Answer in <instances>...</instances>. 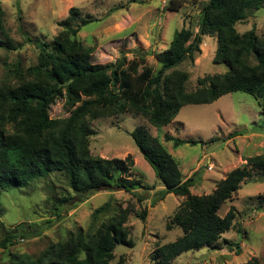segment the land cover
Segmentation results:
<instances>
[{
  "label": "trees",
  "instance_id": "obj_1",
  "mask_svg": "<svg viewBox=\"0 0 264 264\" xmlns=\"http://www.w3.org/2000/svg\"><path fill=\"white\" fill-rule=\"evenodd\" d=\"M184 1L167 0L165 9L177 10ZM260 8H264V0H208L200 11L196 32L184 27L176 30L169 46L158 55L160 66L154 73L144 65L146 53L140 49L135 53L141 70L124 68L125 55L106 64L92 63L93 47L83 43L77 33L94 19H80L77 7H70L67 17L58 22L60 30L51 46L26 37L39 50L37 63L27 68L31 80L0 88V190L22 188L39 177L61 172L73 194L62 197L59 203L74 206L101 190L132 192L142 201L144 198L135 191L142 187L141 182L126 177L133 166L130 155L101 158L91 154L89 138L94 130L90 122L130 112L144 116L154 127H162L186 104L212 103L235 91L252 95L264 106V35L258 37L253 29L239 34L235 29L237 22ZM1 17L0 9V31L6 36ZM204 35L216 37L213 63L223 64L227 70L200 78L198 88L188 91V73L177 67L184 61L192 62L200 53ZM60 98H64L70 113L53 119L49 110ZM129 135L163 186L160 199L169 193L185 197L166 224L168 230L172 225L179 227L181 235L154 252L155 264H172L183 252L216 246L235 219L233 206L223 216L218 214L220 207L251 175L250 169L262 170L264 177V155L250 156L245 158V165L229 171L211 193L190 194L194 176L183 179L176 160L146 127L139 125ZM164 139L175 147L203 143L170 134ZM109 209V203L96 208L93 221ZM131 211L129 206L120 207L97 227L93 222L90 231L77 229L66 241L52 244L38 257L12 255L4 264H123L122 257L113 262L114 248L118 244L134 245L126 225ZM146 215V208L138 213L141 221ZM0 228L2 247L24 235L22 227L19 231L0 224ZM233 245L238 247V242ZM241 264L261 263L252 257Z\"/></svg>",
  "mask_w": 264,
  "mask_h": 264
},
{
  "label": "rangeland",
  "instance_id": "obj_2",
  "mask_svg": "<svg viewBox=\"0 0 264 264\" xmlns=\"http://www.w3.org/2000/svg\"><path fill=\"white\" fill-rule=\"evenodd\" d=\"M207 1L185 0L179 9L169 10L165 9L167 0H0L6 33L0 31V88L31 80L27 68L37 63L39 50L26 37L51 46L60 30L58 22L67 17L70 7L78 8L80 19H94L77 33L83 43L93 47L92 63L106 64L125 55L124 68L141 70L135 53L140 49L146 53L144 65L154 73L160 66L158 55L169 46L176 30L184 27L196 32ZM235 29L239 34L253 29L258 37L263 36L264 8L237 22ZM215 50L216 37L204 35L200 53L192 62L184 61L177 67L188 73V91L198 88L200 78L227 70L223 64L213 63ZM69 113L64 98L57 99L49 110L53 119ZM90 124L94 130L89 138L91 154L101 158L130 155L133 166L126 177L141 182L142 187L135 191L144 199L138 201L136 195L124 190H101L74 206L59 203L62 197L73 194L61 172L39 177L22 188L0 190V224L19 231L22 227L24 233L6 247L0 245V264L9 262L12 255L38 257L52 244L66 241L77 229L90 231L93 212L105 203H109V212L99 216L96 227L118 208L132 209L126 225L134 245H116L113 262L122 257L123 264H155L154 252L181 235L179 227L172 225L168 230L166 224L185 197L169 193L160 199L163 186L129 135L139 125L173 156L183 179L194 176L189 188L194 195L211 193L229 171L245 165V158L264 155V106L242 91L224 94L208 104H186L162 127H154L144 116L130 112L100 117ZM232 132L237 135H229ZM166 134L203 143L175 147L164 139ZM250 171L233 197L218 210L223 216L231 206L235 208L233 226L221 234L216 246L183 252L172 264H241L252 257L264 264V177L262 170ZM143 208L147 215L141 221L138 213Z\"/></svg>",
  "mask_w": 264,
  "mask_h": 264
}]
</instances>
